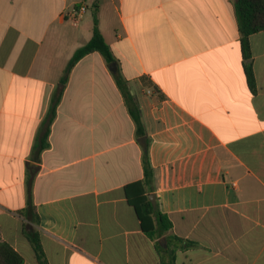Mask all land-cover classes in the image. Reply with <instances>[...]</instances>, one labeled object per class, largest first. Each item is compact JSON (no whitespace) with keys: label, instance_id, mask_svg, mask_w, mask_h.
<instances>
[{"label":"crops","instance_id":"obj_1","mask_svg":"<svg viewBox=\"0 0 264 264\" xmlns=\"http://www.w3.org/2000/svg\"><path fill=\"white\" fill-rule=\"evenodd\" d=\"M97 11L117 70L93 52L63 87ZM240 40L236 0H0V235L24 264H38L31 231L49 264H162L169 242L175 264H264V31L249 59ZM146 138L173 223L157 238L126 192L144 178Z\"/></svg>","mask_w":264,"mask_h":264},{"label":"trees","instance_id":"obj_2","mask_svg":"<svg viewBox=\"0 0 264 264\" xmlns=\"http://www.w3.org/2000/svg\"><path fill=\"white\" fill-rule=\"evenodd\" d=\"M236 12L239 24V31L241 34V49L243 56L246 59L251 57V47L249 42V36L253 33L264 31V0H236ZM99 52L101 53L108 63L116 61V57L109 43L106 41L100 26L98 11L94 14V28L92 38L83 46L79 47L68 64V67L61 79L63 87L68 81V76L72 68L86 55ZM246 72L248 76L249 84L252 88L256 86L255 74L251 65L246 66ZM119 87L125 97L129 111L136 123L137 133L139 136H146V128L141 119V111L139 103L136 98L131 94L128 88V82L124 80L119 73L115 74ZM60 94H57L54 98L53 106L49 117L47 119L46 129L43 137L41 138V150L49 146L48 136L50 133L51 123L56 115V107L60 101ZM151 138H146L143 142V166H144V178L137 180L126 186V192L130 203L135 207L138 217L141 222L143 231L151 238H157L167 231L171 230L173 223L169 216L163 213L158 205H154L149 194L154 188V168L150 160L149 145ZM29 201V207L31 206ZM28 207V208H29ZM31 243L35 250V255L38 264H49L45 255V251L41 242L40 234L37 231H31L28 233ZM179 239V238H178ZM161 255L162 264H175L174 252L177 245L172 242L168 243V247L164 248L161 245L157 246ZM170 253L169 258L164 255ZM23 256L14 249V247L3 241L0 235V264H24Z\"/></svg>","mask_w":264,"mask_h":264},{"label":"built area","instance_id":"obj_3","mask_svg":"<svg viewBox=\"0 0 264 264\" xmlns=\"http://www.w3.org/2000/svg\"><path fill=\"white\" fill-rule=\"evenodd\" d=\"M86 11L85 6H75L69 13V17L76 24L83 19Z\"/></svg>","mask_w":264,"mask_h":264},{"label":"water","instance_id":"obj_4","mask_svg":"<svg viewBox=\"0 0 264 264\" xmlns=\"http://www.w3.org/2000/svg\"><path fill=\"white\" fill-rule=\"evenodd\" d=\"M110 68H111V70L116 71L117 70V63L116 62L111 63V67ZM149 196H150L153 204L156 205L157 204V198H156L155 193H150Z\"/></svg>","mask_w":264,"mask_h":264},{"label":"rangeland","instance_id":"obj_5","mask_svg":"<svg viewBox=\"0 0 264 264\" xmlns=\"http://www.w3.org/2000/svg\"><path fill=\"white\" fill-rule=\"evenodd\" d=\"M90 15H91V13H90V12H88V18L90 17Z\"/></svg>","mask_w":264,"mask_h":264}]
</instances>
